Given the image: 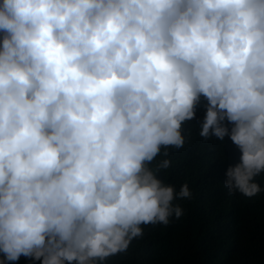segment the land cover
Here are the masks:
<instances>
[{"label":"clouds","instance_id":"clouds-1","mask_svg":"<svg viewBox=\"0 0 264 264\" xmlns=\"http://www.w3.org/2000/svg\"><path fill=\"white\" fill-rule=\"evenodd\" d=\"M0 39V264H103L181 217L159 174L201 97L224 187L262 190L264 0H2Z\"/></svg>","mask_w":264,"mask_h":264},{"label":"trees","instance_id":"trees-1","mask_svg":"<svg viewBox=\"0 0 264 264\" xmlns=\"http://www.w3.org/2000/svg\"><path fill=\"white\" fill-rule=\"evenodd\" d=\"M207 103L201 97L194 118L183 123L185 145L167 149L172 165L159 174L176 192L188 183L191 197L173 201L182 207V216H171L167 225H142L143 236L134 239L126 253L110 256L103 264H264V173L255 178L262 190L252 197L239 191L230 194L224 187L226 169L239 162L241 151L227 136L222 142L199 136ZM7 264L40 261L21 256Z\"/></svg>","mask_w":264,"mask_h":264}]
</instances>
